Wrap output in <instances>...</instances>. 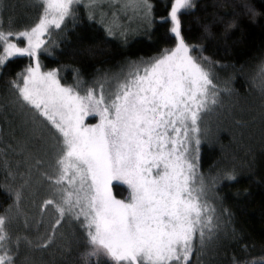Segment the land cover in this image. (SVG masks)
<instances>
[{
    "label": "snow or ice",
    "instance_id": "obj_1",
    "mask_svg": "<svg viewBox=\"0 0 264 264\" xmlns=\"http://www.w3.org/2000/svg\"><path fill=\"white\" fill-rule=\"evenodd\" d=\"M77 3L42 0L36 5L42 8L37 21L18 28L11 18L5 28L0 17V69L16 57L30 60L8 80L11 95L0 102V109L11 108L26 133L17 140V151L26 159L33 158L29 144L38 142V150L54 152L52 171H41L53 193L43 206H52L54 216L45 231L32 238L11 233V217L0 215V264H16L22 244L30 251L52 247L58 235L64 238L60 229L65 224L80 228L84 256L96 258L97 264L100 257L110 264H192L194 255L199 264L218 240L220 217L211 203L219 198L217 186L238 177L235 168L220 169L207 179L198 170L201 124L218 103L221 88L210 70L218 62L183 35L181 16L195 10L193 0H171L167 15L160 18L168 25L173 47L128 61L126 74L105 73L94 81L96 87L83 86L78 75L73 84L62 83L57 68H41L40 56L48 52L45 35L75 18ZM98 6L97 0H89V20L95 19L91 10ZM4 7L0 0V11ZM124 7L140 9L151 24L150 0H129ZM259 7L264 8V2ZM242 8L252 19L264 15L250 0ZM212 24L227 33L236 27V19L218 16L204 24L202 40L214 38ZM121 36L126 43L127 33ZM259 75L264 90V62ZM223 91L231 94L230 80ZM89 118L96 122L87 123ZM45 129L53 133L51 143ZM44 163L35 158L29 170ZM120 185L129 191L125 199L113 192ZM8 187L15 196L11 208L22 199L23 185ZM24 264H32L27 255ZM244 264H264V258Z\"/></svg>",
    "mask_w": 264,
    "mask_h": 264
},
{
    "label": "trees",
    "instance_id": "obj_2",
    "mask_svg": "<svg viewBox=\"0 0 264 264\" xmlns=\"http://www.w3.org/2000/svg\"><path fill=\"white\" fill-rule=\"evenodd\" d=\"M106 2V1H102ZM153 5L151 24L136 10L134 16L124 15L118 6H98L91 11L85 0L74 6L75 18H68L61 30L54 29L47 40L48 52L40 56L42 69L59 70L62 83L73 84L77 79L83 86L107 73L110 77L122 76L129 68L128 61H136L158 55L161 50L174 46L168 25L160 18L168 13L171 0H150ZM246 0H193L195 10L182 15L183 35L190 44L202 45L203 55L217 61L211 66L214 83L220 85L218 103L203 118V137L199 149L198 170L205 178L220 169L235 168L238 179L222 182L217 186L218 199H212L220 217L218 240L199 264H233L264 258V90L256 80L260 65L264 62V15L250 18L243 11ZM258 12H264L259 4L264 0H250ZM42 0H4L0 17L8 27L32 24L42 14L37 7ZM108 5V2H106ZM105 14L104 16H102ZM218 16L225 21L236 19V27L227 33L222 26L212 24L214 38L201 39L203 25L212 23ZM120 26V27H117ZM113 34L108 35V29ZM127 33V42L121 36ZM2 53V48H0ZM193 55L198 53L193 52ZM30 60L26 57L12 59L0 69V102L10 97L8 80L24 69ZM231 81V94L223 91L225 81ZM106 83V86H110ZM25 132L11 108L0 109V215L11 217L16 207L15 196L8 186L20 187L26 176L24 158L17 151V140ZM10 146V147H9ZM254 159L253 167H248ZM23 175V176H22ZM117 198H126L128 189L120 185L113 188ZM22 204V199L18 202ZM226 210V211H225ZM231 214L230 218L228 214ZM49 224V221H47ZM23 231L19 222L11 218L9 231L13 234L35 238L42 234L46 224ZM52 247L30 251L21 245L16 264H24V256L32 264H97L84 256L80 228L65 224ZM99 264H110L104 257ZM192 264H197L195 255Z\"/></svg>",
    "mask_w": 264,
    "mask_h": 264
},
{
    "label": "rangeland",
    "instance_id": "obj_3",
    "mask_svg": "<svg viewBox=\"0 0 264 264\" xmlns=\"http://www.w3.org/2000/svg\"><path fill=\"white\" fill-rule=\"evenodd\" d=\"M79 1H82V0H78V2ZM85 1H86V4L89 3V0H85ZM102 1L108 2V5L106 4V2H102ZM128 2L129 0H97V3L100 7L110 6L109 4H111L112 6H118L120 11L124 13V15L128 16L127 21L130 20L129 18L130 16L131 17L134 16L136 10L141 12V10L138 8L124 7V4ZM104 15L105 14H103L102 16ZM142 18L145 19L144 15ZM117 27H120V26H117ZM53 30L54 28L51 30L50 34L52 33ZM50 34L45 35L44 39L46 40V42ZM15 39L17 40V42H19L18 38H15ZM42 71H46V70L42 69ZM128 71H129V68L126 70L124 74H126ZM256 77H257L256 80L260 83L261 77L259 75V72L257 73ZM258 88H260V90L262 89L259 86ZM108 89L109 87L105 85L106 92L108 91ZM86 122L95 123L96 120L89 118ZM45 135L46 137H49V143H51L50 138L52 137L53 133L45 129ZM29 148L32 151L33 158L26 159L25 154L20 153V155H22V157L25 159L24 165L26 166V170H25L26 176L22 183L23 185L22 204L21 205L17 204L15 209L10 212L11 218L14 220L16 219L19 222L23 231H26L30 228H36L40 224L43 225L47 223V221L50 222L54 216V211L52 209V206H43V201L45 199L51 198L53 193L51 189L49 188L48 182L45 181L41 176V171H49V172L52 171L54 152L51 149H49L48 151H44L42 149L38 150L39 148L38 142L35 144H29ZM35 158L43 159L45 163L43 164V166H33L29 170V165H35ZM29 171H30V175H29ZM25 180H28L27 184H24ZM123 186L127 188L126 185H123ZM122 199H125V198H122ZM25 220H27V224L25 223ZM45 226L47 228L48 223ZM58 238L61 239L59 236Z\"/></svg>",
    "mask_w": 264,
    "mask_h": 264
}]
</instances>
